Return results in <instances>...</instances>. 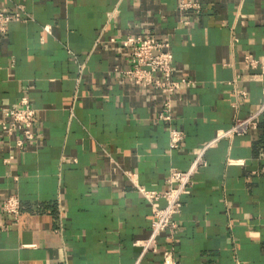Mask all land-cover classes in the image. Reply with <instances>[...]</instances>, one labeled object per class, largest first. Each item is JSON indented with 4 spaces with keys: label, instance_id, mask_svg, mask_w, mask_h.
Returning a JSON list of instances; mask_svg holds the SVG:
<instances>
[{
    "label": "crops",
    "instance_id": "crops-1",
    "mask_svg": "<svg viewBox=\"0 0 264 264\" xmlns=\"http://www.w3.org/2000/svg\"><path fill=\"white\" fill-rule=\"evenodd\" d=\"M180 1L0 0L24 8L0 34V120L25 96L36 110L35 140L0 131V264H163L170 248L177 264H264V113L205 152L174 238L142 258L135 246L155 220L137 187L164 191L171 168L187 171L263 101L244 58L264 55V0H186L201 6L186 14ZM139 36L169 42L174 78L193 82L173 95L172 124L158 90L115 72ZM171 126L186 135L176 151ZM11 195L18 219L2 210Z\"/></svg>",
    "mask_w": 264,
    "mask_h": 264
},
{
    "label": "built area",
    "instance_id": "built-area-1",
    "mask_svg": "<svg viewBox=\"0 0 264 264\" xmlns=\"http://www.w3.org/2000/svg\"><path fill=\"white\" fill-rule=\"evenodd\" d=\"M201 6L192 1L181 0L179 10L183 13L190 11H199ZM24 8L19 5L17 11H5L0 5V34L8 31L12 22L22 20ZM185 25L189 24L188 20L183 21ZM236 41V40H235ZM112 43H116L113 38ZM122 44L125 48L130 49L132 65L127 69L115 68L122 81L131 80L137 85H145L158 90L164 96V103L159 114V121L173 123V95L181 90L184 86L190 87L193 82L187 79L174 78V56L171 51V45L167 41H160L152 36L128 37ZM246 67L252 72L258 70V73H249L247 80L264 81V55L255 58L247 55L244 58ZM236 90L239 98H245L247 93L243 90ZM263 101L260 108L252 112L246 118H236L233 126L227 130H220L216 137L207 145L200 149L190 168L187 171H180L171 168L166 179L167 188L164 191L148 190L144 186H138V192L150 204L155 216L150 236L143 241L135 242V246L142 247L141 258L146 252L157 253L159 249L158 238L166 233L168 238L173 239L178 229L176 217L181 214L183 208L182 198L191 193L193 187V177L200 166H207L204 154L208 148L215 145L218 141L225 138H232L235 135H244L259 126L260 117L264 113V86L262 87ZM36 110L31 105L28 97H23L19 106L6 110L3 119L0 120V131L10 135L20 132L22 138L18 140L17 146L23 147L25 142H31L36 139L33 131ZM185 133L174 126L170 127L169 148L171 151L178 150L185 140ZM12 157L5 159L6 164L10 163ZM164 203V205H162ZM3 212L18 219L21 214V201L17 195H11L2 203ZM163 264H177L174 257V249H167L163 253Z\"/></svg>",
    "mask_w": 264,
    "mask_h": 264
}]
</instances>
